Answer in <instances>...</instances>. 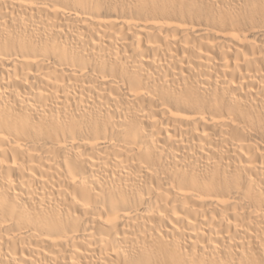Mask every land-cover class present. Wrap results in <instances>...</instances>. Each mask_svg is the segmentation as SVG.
<instances>
[{
    "label": "bare ground",
    "instance_id": "bare-ground-1",
    "mask_svg": "<svg viewBox=\"0 0 264 264\" xmlns=\"http://www.w3.org/2000/svg\"><path fill=\"white\" fill-rule=\"evenodd\" d=\"M0 264H264V0H0Z\"/></svg>",
    "mask_w": 264,
    "mask_h": 264
}]
</instances>
